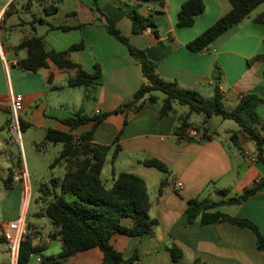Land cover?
I'll list each match as a JSON object with an SVG mask.
<instances>
[{"label": "crops", "instance_id": "1", "mask_svg": "<svg viewBox=\"0 0 264 264\" xmlns=\"http://www.w3.org/2000/svg\"><path fill=\"white\" fill-rule=\"evenodd\" d=\"M82 1L85 3L81 6L83 19L71 27L96 21L93 1ZM186 1L168 0L166 4H161L156 1L98 0V5L109 20L130 38L134 46L147 50L149 57L158 64V73L166 80L177 81L181 88L196 90L201 94L205 85L213 88V82L219 80L217 72H213L219 66L224 105L231 104L235 108L241 96L250 92L264 100V60H257L251 65L248 63L256 56H264V25L254 21L257 15L264 12V5L258 7L240 25L220 35L208 52L195 53L187 48V44L227 14L231 10V2L204 0L206 9L196 18L195 24L180 28L177 26V15ZM10 2L5 0L0 5V113L8 116L5 118L7 130L11 120L12 95L23 96L24 109L20 113V120L26 130L38 128L46 133L49 128L68 131L69 128L62 122L74 117L79 111L87 116L113 112L130 100L141 86L143 77L139 64L122 43L107 33L103 16L98 17L102 21L91 27L67 31L59 28L68 26L52 25L43 18L46 23H36L32 28L33 34H23L44 37L48 47L57 52L84 42L85 48L72 53L71 59L90 73L94 72L95 63L100 64L102 75L93 85L85 87L83 91H80L82 87H69L68 80L73 72L59 70L53 64L38 73L25 72L18 61L25 58L27 53L14 52L12 47L20 42L12 44L7 36L4 15ZM125 4L139 5L143 15H153L159 36L151 29L138 35L132 34V23L122 9ZM79 13L80 9L72 14L78 16ZM37 25L46 28L41 35H38ZM51 25L56 29L51 28ZM50 72H53L54 80L49 84L47 77ZM74 89H80L79 94ZM156 95V104L147 102L138 112L126 111L108 116L94 134V143L111 146L102 172L106 186L111 188L114 177L120 173L142 177L152 202L150 215L158 221L150 234L139 237L115 234L113 246L126 259L138 255V264H264V252L258 249L252 231L229 223L203 226L196 222L190 225L186 216L188 201L191 199L221 201L237 197L244 189L264 179V165L255 159L254 144L249 141L252 146L247 142L246 147L240 146L242 150L233 144L230 132L238 131L239 127L237 130L224 129L221 132L209 128L210 139L204 138L202 131H199L201 139L179 141L175 134L180 127L179 118L186 115L189 108L176 104L173 113L161 117L160 107L165 96L159 93ZM97 111L100 113L96 114ZM257 113L264 122V103L257 108ZM190 124L192 126L188 127L187 135L191 128L199 126L194 123L192 116ZM92 126H82L74 133L79 137L90 131ZM3 128L0 125V131ZM115 145L120 147L116 157ZM2 146L3 141H0ZM244 149H247L245 153ZM149 159L165 163L170 174L146 167L143 162ZM25 168L22 169L25 171ZM64 173L61 178H53L57 179L58 186ZM15 181L16 178L12 179V183ZM28 181L24 182L27 188L30 186ZM163 181L167 185L164 193L159 195ZM179 183L183 186L179 187ZM57 188L59 192L60 188ZM225 189L229 191L224 192ZM40 198L37 201L44 203ZM218 210L233 217L252 220L264 236V188L242 204L223 205ZM7 224L0 226L2 238ZM122 224L131 227L133 222L125 218ZM33 232V243L47 249L53 240L51 234L56 230L52 228L48 234H44L39 226H35ZM57 241L61 250V242ZM174 244L183 252L178 261L173 260L170 252ZM103 257L101 249L93 248L78 253L67 264H101Z\"/></svg>", "mask_w": 264, "mask_h": 264}, {"label": "trees", "instance_id": "2", "mask_svg": "<svg viewBox=\"0 0 264 264\" xmlns=\"http://www.w3.org/2000/svg\"><path fill=\"white\" fill-rule=\"evenodd\" d=\"M140 2L156 1L166 4L168 0H138ZM231 10L218 19L202 34L187 44V48L195 53L208 52L211 44L224 32L234 26L240 25L258 7L264 5V0H230ZM12 7V3L4 15V21ZM97 23L102 21L98 17H105L107 33L122 43L141 68L143 82L130 100L123 103L116 110L97 116H87L79 111L74 117L64 120L62 123L69 128L63 131L55 128L46 130L44 141L37 145L45 147L47 144H62L63 150L50 165L54 170L58 166H64V178L59 184L57 179H52L54 187H59L60 192L53 190L54 194L41 188V200L46 204L40 212L35 214L37 218H47L56 230L51 234L53 240H59L62 245L58 255H44L45 247L35 245L30 235L21 241L17 264H30L33 256H40L43 264H67V261L78 253L93 248L102 250L104 257L101 264H138L140 257L134 255L126 259L123 254L115 249L112 239L115 234L121 233L131 237H139L150 234L158 225V221L150 215L152 202L149 197L145 180L132 173H120L114 177L111 188L106 186L102 179V172L111 146L99 145L93 142L97 127L110 115L119 112L140 111L148 102L156 104V93H162L165 98L160 107L161 117H166L175 111V105L187 106L189 112L181 116L180 127L175 134L179 141L192 140L187 135L190 118L194 114L203 117L201 125L195 127L206 139H210V129L207 126L210 119L219 116L223 120H233L238 126V131H232L231 141L241 150L239 144L240 135H244L255 146V159L264 165V122L257 113V108L264 100L255 93H246L241 96L238 105L228 110L224 105V94L220 88L222 78L221 68L216 66L213 72H217L218 81L213 82V96L205 99L198 91L183 89L177 81L166 80L158 73V64L153 61L146 49L134 46L130 38L126 36L115 23L103 13L98 5V0H93ZM139 5L122 6L127 17L132 23L131 32L134 35L143 33L147 29L159 36L156 18L153 15H143ZM206 9L204 0H187L181 7L177 18L178 27H191L196 18ZM47 15H53L59 11L58 6L46 8ZM96 21L87 24H79L74 27H60L64 31L91 27ZM254 21L264 25V12L254 18ZM36 23L45 24L43 18L34 17L31 26L34 29ZM51 28L56 29L51 25ZM84 42L72 45L68 50L57 52L48 47L44 37L37 35H25L20 43L12 47L16 53L26 51L25 58L18 61V65L28 73H38L53 64L57 69L65 72H73L68 80L71 88L90 87L102 75L99 63L94 64V72L90 73L71 59V54L82 51ZM257 60H264V56H256L248 61L249 65ZM54 80L53 72L47 77L50 84ZM93 124L92 129L79 137L75 135L78 128ZM22 131H26L21 122ZM118 141V138H117ZM44 149V148H43ZM120 147L115 145L114 157L117 156ZM143 164L148 168L156 169L162 173L170 174L169 167L157 160H145ZM10 174L8 181L11 179ZM167 182L163 181L159 188V195L164 193ZM264 188V179L255 183L252 187L243 190L241 195L221 201L191 199L186 210L187 221L190 225L199 222L203 226L229 223L242 229H248L254 233L257 239L258 249L264 252V236L256 223L248 218H239L227 215L220 210L223 205H239L256 195ZM228 192V189L223 190ZM130 218L131 227H125L122 220ZM3 241V238L0 239ZM174 261H178L183 252L177 245L170 247Z\"/></svg>", "mask_w": 264, "mask_h": 264}, {"label": "rangeland", "instance_id": "3", "mask_svg": "<svg viewBox=\"0 0 264 264\" xmlns=\"http://www.w3.org/2000/svg\"><path fill=\"white\" fill-rule=\"evenodd\" d=\"M93 1V0H92ZM5 0H0V5ZM12 7L6 17V29L7 36L12 44H18L23 34H33L31 22L34 17L46 18L52 25H76L79 20L81 21V6L82 0H11ZM58 6L59 11L53 15H47L45 9L49 6ZM80 9V15L72 14L78 12ZM28 23V24H23ZM97 23V21H96ZM99 23V22H98ZM16 25V27H14ZM38 35H41L45 27L37 25ZM69 73V72H68ZM85 87L80 89H74L76 94L83 91ZM80 90V91H79ZM160 95L162 93H159ZM201 95L205 99H210L213 95V88L205 85L201 89ZM50 96V95H48ZM162 96V95H161ZM226 109L231 110L233 105L225 104ZM184 107V106H183ZM184 108L188 109L187 106ZM8 117L4 113H0V125L4 126L0 131V141H3V146L0 147V226L4 223H9L17 217L25 215V228L26 235H32L34 227L39 226L40 230L44 234H48L53 228L50 221L45 218H37L34 214L39 212L46 204L37 201L39 196H42L39 189L44 191H50L52 195L53 190L58 192V188L54 187L52 179L61 178L64 169L63 166H58L54 170L50 169V165L60 155L62 151V144H47L45 147L37 148V145L44 141L46 133L42 129L32 128L22 131V147H20L13 140V136L6 127L5 118ZM192 120L197 125H201L203 117L197 114L192 116ZM211 129H218L219 132L224 129L237 130L238 124L233 120H223L219 116H214L210 119L208 125ZM248 138L244 135H240L239 144L242 147H246ZM252 143V142H251ZM250 142V146H252ZM44 148V149H43ZM232 148L234 149L233 145ZM247 149L243 150L245 153ZM26 153V156H25ZM24 161V165H23ZM29 178L30 199H24L25 195V177L20 176L18 171H21L23 167ZM12 174L11 179L8 178ZM26 175V176H27ZM14 176V177H13ZM16 178L15 183H12V179ZM107 183V182H106ZM2 233L0 232V239ZM60 243L57 240H52L51 245L45 249V255H58L60 253ZM36 256H33L30 264H35ZM0 264H11L10 247L8 242L0 240Z\"/></svg>", "mask_w": 264, "mask_h": 264}, {"label": "built area", "instance_id": "4", "mask_svg": "<svg viewBox=\"0 0 264 264\" xmlns=\"http://www.w3.org/2000/svg\"><path fill=\"white\" fill-rule=\"evenodd\" d=\"M24 99L22 95H12L10 100L11 106V120L9 123V131L13 136L14 142H16L20 147H22V126L20 120V113L24 109ZM100 112L97 111L96 114ZM188 137L191 139H201L202 136L199 132L193 128H191L188 132ZM20 176L25 177L27 180V176L25 171L22 169L18 171ZM179 187H182V183L178 184ZM30 199V190L25 187V200L27 202ZM25 215L23 214L17 221L10 222L7 224L5 230L3 231V238L6 242L9 243L10 247V255H11V264H17L19 247L21 241L26 237V228H25ZM42 258H37V264H43Z\"/></svg>", "mask_w": 264, "mask_h": 264}, {"label": "water", "instance_id": "5", "mask_svg": "<svg viewBox=\"0 0 264 264\" xmlns=\"http://www.w3.org/2000/svg\"><path fill=\"white\" fill-rule=\"evenodd\" d=\"M217 80V79H216Z\"/></svg>", "mask_w": 264, "mask_h": 264}]
</instances>
